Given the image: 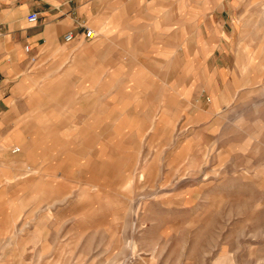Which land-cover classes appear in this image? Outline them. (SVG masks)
I'll return each instance as SVG.
<instances>
[{"label":"rangeland","instance_id":"374dc122","mask_svg":"<svg viewBox=\"0 0 264 264\" xmlns=\"http://www.w3.org/2000/svg\"><path fill=\"white\" fill-rule=\"evenodd\" d=\"M237 1L242 39L213 55L225 80L196 94L205 75H181L151 129L136 98L93 117L58 84L6 123L0 264H264V0Z\"/></svg>","mask_w":264,"mask_h":264},{"label":"crops","instance_id":"0c3cea01","mask_svg":"<svg viewBox=\"0 0 264 264\" xmlns=\"http://www.w3.org/2000/svg\"><path fill=\"white\" fill-rule=\"evenodd\" d=\"M242 3L0 0V130L9 122L14 130L21 114H34L35 97L55 84L72 90L77 106H90L86 113L93 117L101 98L117 100L118 115L130 114L127 101L136 98L141 106H133L131 120L151 129L148 123L164 120V90L179 92L181 75L182 81L187 74L205 75L204 83L193 79L196 94L204 92L206 81L225 80L226 62L219 66L213 55L216 50L220 58L222 51L227 54L222 48L233 35L242 39L237 14ZM30 12L37 13L36 21H26ZM227 17L230 31L223 29ZM79 25L91 29L93 37L85 38ZM66 32L72 34L69 41L63 40ZM226 92L218 95L220 103ZM211 96L210 105L219 103ZM4 138L0 135V145Z\"/></svg>","mask_w":264,"mask_h":264},{"label":"built area","instance_id":"2783aa9c","mask_svg":"<svg viewBox=\"0 0 264 264\" xmlns=\"http://www.w3.org/2000/svg\"><path fill=\"white\" fill-rule=\"evenodd\" d=\"M26 21L27 22H34L36 21L37 19V13L36 12H30L26 15ZM81 28L83 29V36L85 38H91L93 37L94 33L91 29L81 25ZM72 39V34L71 32H66L64 35H63V40L64 41H69ZM26 49V48H25ZM17 149H13V151H16Z\"/></svg>","mask_w":264,"mask_h":264}]
</instances>
